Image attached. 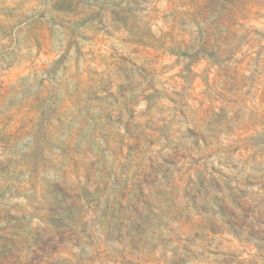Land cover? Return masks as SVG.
Wrapping results in <instances>:
<instances>
[{"label": "rangeland", "instance_id": "1", "mask_svg": "<svg viewBox=\"0 0 264 264\" xmlns=\"http://www.w3.org/2000/svg\"><path fill=\"white\" fill-rule=\"evenodd\" d=\"M0 264H264V0H0Z\"/></svg>", "mask_w": 264, "mask_h": 264}]
</instances>
